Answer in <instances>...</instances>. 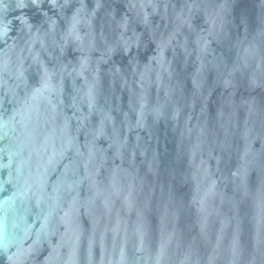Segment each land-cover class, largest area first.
<instances>
[{
  "label": "water",
  "instance_id": "water-1",
  "mask_svg": "<svg viewBox=\"0 0 264 264\" xmlns=\"http://www.w3.org/2000/svg\"><path fill=\"white\" fill-rule=\"evenodd\" d=\"M0 264H264V0H0Z\"/></svg>",
  "mask_w": 264,
  "mask_h": 264
}]
</instances>
